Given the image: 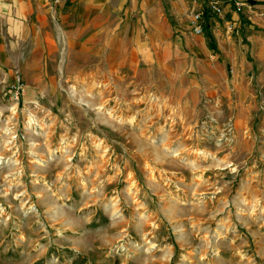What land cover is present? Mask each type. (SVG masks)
<instances>
[{
    "label": "rangeland",
    "instance_id": "rangeland-1",
    "mask_svg": "<svg viewBox=\"0 0 264 264\" xmlns=\"http://www.w3.org/2000/svg\"><path fill=\"white\" fill-rule=\"evenodd\" d=\"M252 1L165 0L150 47L132 30L101 50L2 35L0 264H264Z\"/></svg>",
    "mask_w": 264,
    "mask_h": 264
},
{
    "label": "crops",
    "instance_id": "crops-1",
    "mask_svg": "<svg viewBox=\"0 0 264 264\" xmlns=\"http://www.w3.org/2000/svg\"><path fill=\"white\" fill-rule=\"evenodd\" d=\"M165 11V0H0V42L2 35H19L40 49L72 42L113 49L132 30L133 44L141 35L150 47L167 41Z\"/></svg>",
    "mask_w": 264,
    "mask_h": 264
},
{
    "label": "built area",
    "instance_id": "built-area-1",
    "mask_svg": "<svg viewBox=\"0 0 264 264\" xmlns=\"http://www.w3.org/2000/svg\"><path fill=\"white\" fill-rule=\"evenodd\" d=\"M54 1L56 3H59L61 0H54ZM257 1L264 2V0H257ZM235 4H236L238 9H240L244 5V3H241L239 1H237ZM210 8H211V11L213 13H221V11H222L219 3L216 1L211 2ZM204 14H205L204 12H201L199 10L194 13L193 24H194L195 33L198 35H200L204 32V26L202 25V21L204 19L203 18Z\"/></svg>",
    "mask_w": 264,
    "mask_h": 264
},
{
    "label": "trees",
    "instance_id": "trees-1",
    "mask_svg": "<svg viewBox=\"0 0 264 264\" xmlns=\"http://www.w3.org/2000/svg\"><path fill=\"white\" fill-rule=\"evenodd\" d=\"M252 3L253 4H258V3H256V1H252ZM206 31H207V35H208V39H209V46H210L211 49H214L216 47L215 40H214L213 36L211 35V33L208 32L207 28H206Z\"/></svg>",
    "mask_w": 264,
    "mask_h": 264
}]
</instances>
